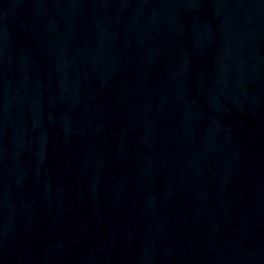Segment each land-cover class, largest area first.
Wrapping results in <instances>:
<instances>
[{
  "label": "water",
  "instance_id": "water-1",
  "mask_svg": "<svg viewBox=\"0 0 264 264\" xmlns=\"http://www.w3.org/2000/svg\"><path fill=\"white\" fill-rule=\"evenodd\" d=\"M0 264H264V0H0Z\"/></svg>",
  "mask_w": 264,
  "mask_h": 264
}]
</instances>
